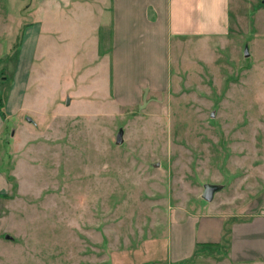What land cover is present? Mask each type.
Listing matches in <instances>:
<instances>
[{
	"label": "rangeland",
	"instance_id": "rangeland-1",
	"mask_svg": "<svg viewBox=\"0 0 264 264\" xmlns=\"http://www.w3.org/2000/svg\"><path fill=\"white\" fill-rule=\"evenodd\" d=\"M61 1L0 0V264H167L179 208L264 194L233 189L264 184V0H229L222 35L172 39L167 90L128 107L110 0ZM205 184L224 188L209 202ZM225 252L185 264H236Z\"/></svg>",
	"mask_w": 264,
	"mask_h": 264
},
{
	"label": "crops",
	"instance_id": "crops-1",
	"mask_svg": "<svg viewBox=\"0 0 264 264\" xmlns=\"http://www.w3.org/2000/svg\"><path fill=\"white\" fill-rule=\"evenodd\" d=\"M61 4L58 0L57 8ZM228 20L229 0H110L107 42L111 95L123 107L148 104L149 98L156 97V91L167 90L172 39L181 42L222 35L227 31ZM217 185V191L224 188L223 184ZM233 186L264 189V184L259 185L256 179L248 182L244 177ZM235 193L226 202L217 200L212 207L216 210L210 212L193 213L179 208L181 211L168 223L167 264H185L196 254L219 252L223 247L232 263L264 260V194L237 212L220 210L242 196Z\"/></svg>",
	"mask_w": 264,
	"mask_h": 264
},
{
	"label": "water",
	"instance_id": "water-1",
	"mask_svg": "<svg viewBox=\"0 0 264 264\" xmlns=\"http://www.w3.org/2000/svg\"><path fill=\"white\" fill-rule=\"evenodd\" d=\"M247 55V53H246ZM28 121H32L30 117H26ZM122 130H119L116 134L115 138V143L116 144H121L122 143ZM155 166H158V163L155 164ZM219 188L218 185H213V184H205L204 189L201 193V198L206 200V201H211L213 199L215 191H217Z\"/></svg>",
	"mask_w": 264,
	"mask_h": 264
}]
</instances>
